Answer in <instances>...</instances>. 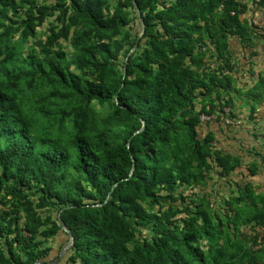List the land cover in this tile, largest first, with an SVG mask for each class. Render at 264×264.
I'll return each instance as SVG.
<instances>
[{"label": "trees", "instance_id": "1", "mask_svg": "<svg viewBox=\"0 0 264 264\" xmlns=\"http://www.w3.org/2000/svg\"><path fill=\"white\" fill-rule=\"evenodd\" d=\"M254 9L0 0V264L53 263L61 221L56 264H264V194L219 139Z\"/></svg>", "mask_w": 264, "mask_h": 264}, {"label": "crops", "instance_id": "2", "mask_svg": "<svg viewBox=\"0 0 264 264\" xmlns=\"http://www.w3.org/2000/svg\"><path fill=\"white\" fill-rule=\"evenodd\" d=\"M243 18L258 25L262 39L249 47H244L238 40L232 43L238 86L242 89L241 94H233L232 109L240 124L230 126L228 130L224 126L230 133L219 139L221 144L225 142L228 152L241 156L244 161L235 180L251 182L257 193L264 194V9H254ZM213 127L218 130L216 123ZM248 165H256L255 176L248 171Z\"/></svg>", "mask_w": 264, "mask_h": 264}, {"label": "rangeland", "instance_id": "3", "mask_svg": "<svg viewBox=\"0 0 264 264\" xmlns=\"http://www.w3.org/2000/svg\"><path fill=\"white\" fill-rule=\"evenodd\" d=\"M43 31V30H42ZM27 83H28V81H27ZM32 89L33 90H27L28 91V93H32L33 91L35 92L36 90H34L35 89V87H33L32 86ZM200 106V105H199ZM49 111H50V114H49V118L51 117V113L52 112H54V108H50L49 109ZM226 135V134H225ZM222 143V142H221ZM224 145V146H223ZM221 147H223L226 151H228V149H227V145H225V142H223V144H221ZM237 179H239V178H237ZM216 182V179H214V181L213 182H209L207 185H206V187H203V188H208V190H210V189H212L213 188V183H215ZM216 186V185H215ZM219 187V188H218ZM218 187H215V191H214V194L216 195L217 193H218V189H219V194H221V195H223V196H227L228 194H229V192H230V190L229 189H224V188H221L220 189V186H218ZM221 191V192H220ZM66 245H67V238H65V236L63 235V234H60L59 236H58V238L56 239V241L54 242V255H59V254H61L62 253V251L64 250V248L66 247Z\"/></svg>", "mask_w": 264, "mask_h": 264}, {"label": "water", "instance_id": "4", "mask_svg": "<svg viewBox=\"0 0 264 264\" xmlns=\"http://www.w3.org/2000/svg\"><path fill=\"white\" fill-rule=\"evenodd\" d=\"M134 4H135V6H136V3H135V2H134ZM136 9H137V11L139 12V9L137 8V6H136ZM140 23L142 24V28H144V23H143V20H142V19H140ZM133 50H134V49H132V51H133ZM133 170H134V167H133ZM133 170H132V172H133ZM132 172H131V175H132ZM61 227H62V229H63L66 233H68L70 239H69V241H68L66 247H65L64 250L62 251V253L59 255V257H58L53 263H51V264H56L57 262H59V261L65 256V254L68 252V250L70 249V247H71L72 244H73V237H72V234H71V232L67 229V227H66V225L64 224L63 221H61ZM37 264H46V263H37Z\"/></svg>", "mask_w": 264, "mask_h": 264}, {"label": "built area", "instance_id": "5", "mask_svg": "<svg viewBox=\"0 0 264 264\" xmlns=\"http://www.w3.org/2000/svg\"><path fill=\"white\" fill-rule=\"evenodd\" d=\"M227 111H229V110H227ZM215 118L216 117H214V116L209 117V116L203 115L201 117V121L202 122H209V121H213ZM226 123L228 125H238V124H240V121L235 122V121H232L231 119H227Z\"/></svg>", "mask_w": 264, "mask_h": 264}]
</instances>
